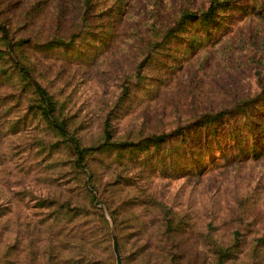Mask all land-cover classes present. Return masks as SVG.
Returning <instances> with one entry per match:
<instances>
[{
    "label": "rangeland",
    "instance_id": "374dc122",
    "mask_svg": "<svg viewBox=\"0 0 264 264\" xmlns=\"http://www.w3.org/2000/svg\"><path fill=\"white\" fill-rule=\"evenodd\" d=\"M0 23V264H264V0H0Z\"/></svg>",
    "mask_w": 264,
    "mask_h": 264
},
{
    "label": "trees",
    "instance_id": "16d2710c",
    "mask_svg": "<svg viewBox=\"0 0 264 264\" xmlns=\"http://www.w3.org/2000/svg\"><path fill=\"white\" fill-rule=\"evenodd\" d=\"M214 3L212 2L211 3V5H210V8L207 10L208 12H206V14L208 15L210 12H213L214 11ZM191 15H194V14H191ZM206 16V15H205ZM0 34H2L3 35V37H5V39L7 40V41H9V47H10V43H12V42H10V41H12L11 40V36H10V34H9V30H8V28L6 27V26H4V25H2L1 23H0ZM17 46H15V47H13V48H11V50H10V55L11 54H13V53H15V48H16ZM33 86L35 87H37L38 88V90H39V92L42 94V96L44 97V99H43V101L44 102H46V103H48V106H50L51 104H52V100H53V98H52V95H50L49 94V92H47L46 90H44L40 85H38V84H35V82H34V80H33ZM106 130H105V132H104V137H105V143H111V141H113V139H114V135H113V132H112V130L110 129V121L108 120L107 121V125H106ZM165 137L166 136H162V137H159V139L160 140H164L165 139ZM124 145V144H123ZM127 145V144H126ZM6 197V194H2V195H0V199L2 198H5Z\"/></svg>",
    "mask_w": 264,
    "mask_h": 264
},
{
    "label": "water",
    "instance_id": "95a60500",
    "mask_svg": "<svg viewBox=\"0 0 264 264\" xmlns=\"http://www.w3.org/2000/svg\"><path fill=\"white\" fill-rule=\"evenodd\" d=\"M118 264H122V261H121V259L119 258V260H118Z\"/></svg>",
    "mask_w": 264,
    "mask_h": 264
}]
</instances>
